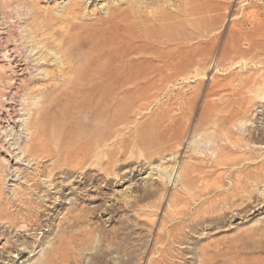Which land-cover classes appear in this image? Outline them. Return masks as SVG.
I'll list each match as a JSON object with an SVG mask.
<instances>
[{"label": "rangeland", "instance_id": "rangeland-1", "mask_svg": "<svg viewBox=\"0 0 264 264\" xmlns=\"http://www.w3.org/2000/svg\"><path fill=\"white\" fill-rule=\"evenodd\" d=\"M0 264H264V0H0Z\"/></svg>", "mask_w": 264, "mask_h": 264}, {"label": "bare ground", "instance_id": "bare-ground-1", "mask_svg": "<svg viewBox=\"0 0 264 264\" xmlns=\"http://www.w3.org/2000/svg\"><path fill=\"white\" fill-rule=\"evenodd\" d=\"M100 1L104 2L105 0H100ZM110 1H111V0H110ZM107 2H108V1H107ZM117 2H118V0H117ZM75 3H76V2H75ZM112 4H114V2H112L111 5H112ZM74 5H75V4H74ZM104 5H105V4H104ZM119 5H120V4H119ZM112 6H113V5H112ZM112 6H111V7H112ZM114 6H116V5H114ZM74 7H75V6H74ZM106 8H107V7H106ZM118 8H119V7H118ZM120 9H122V8L120 7ZM125 9H126V7L124 8V10H125ZM129 9H130V8H128V6H127V10H128L129 12L132 11V9H130V10H129ZM111 10H112V9H111ZM107 11H108V10H107ZM113 11H114V12H113V13L111 12V13H112V14L115 13L116 17H115L114 19H116V20L119 22V24H120V22L125 23V24H127V25L129 24L128 22H130V20H128V22L126 23V20H127L128 18L126 17L125 14L127 13V11H126L125 14H124V13H118V12H117L118 10H116L115 8L113 9ZM133 14H134V13H133ZM133 14H132V15H133ZM135 15H136V14H135ZM108 16H109V15H108ZM93 17H94V16H93ZM98 19H100V18H98ZM111 19H112V18H111ZM114 19H113L111 22H113ZM136 19H137V17H136ZM138 19H139V20H138ZM138 19H137L138 22L141 21L140 18H138ZM158 21H159V20H158ZM109 22H110V21H109ZM122 23H121V25H122ZM131 23L133 24V22H131ZM131 23H130V24H131ZM111 24H112V23H111ZM130 24H129V25H130ZM144 24H145V23H144ZM113 25H114V23H113ZM116 25H118V24H116ZM129 25L126 26V27L129 28ZM133 25H134V24H133ZM135 25H136V24H135ZM139 25H140V23H139ZM111 26H112V25H111ZM114 26H115V25H114ZM114 26H113V27H114ZM115 27H116V26H115ZM123 27H124V30L127 31V28L125 29V25H123ZM132 27H133V26H132ZM132 27H130V28H132ZM136 27H137V29H138V26H136ZM136 27H135V30H136ZM130 28H129V29H130ZM116 29H117V28H116ZM132 29H133V28H132ZM140 29H141V28H140ZM118 30H119V26H118ZM118 30H117V31H118ZM122 30H123V28H122ZM122 30H121V31H122ZM133 30H134V29H133ZM133 30L130 29L131 32H132ZM138 30H139V29H138ZM126 31H124V33H125ZM136 31H137V30H136ZM154 31H155V30H154ZM118 32H119V31H118ZM128 32H129V30H128ZM131 32H130V33H131ZM97 33H98V32H97ZM128 34H129V33H128ZM160 34H161V33H160ZM106 35H107V33H106ZM106 35H105V36H106ZM119 35H120V33H119ZM121 35H122V32H121ZM134 35L136 36V34H134ZM134 35H132L130 39H132V37L134 38ZM141 35H142V34H141ZM161 35H162V34H161ZM96 36H98V35L96 34ZM96 36H95V37H96ZM101 36H102V35H101ZM122 36H124V35H122ZM122 36H121V37H122ZM125 36H126V35H125ZM157 36H158V35H157ZM95 37H94V38H95ZM126 37H128V36H126ZM101 38H102V37H101ZM105 38H106V37H105ZM111 38H112V37H111ZM142 38H143V37H142ZM96 39H97V38H96ZM102 39H103V38H102ZM107 39H108V38H107ZM113 39H114V38H113ZM117 39H119V41H120V36H119V38H117ZM123 39H124V38L121 39V41H120V45H121V42H122ZM127 39H128V38H127ZM130 39H129V40H130ZM104 40H105V42L107 41L106 39H104ZM142 40H143V39H142ZM109 41H110V39H109ZM124 41H125V40H124ZM131 41H133V39H132ZM153 41H156V40H153ZM153 41H152V42H153ZM115 42H116V41H115ZM115 42L113 43L112 40H111V43H113V44L110 43V44H108V45H109V46H110V45H114ZM128 42H130V41H128ZM99 43L102 44L101 42H99ZM108 43H109V42H108ZM117 43H118V42H117ZM131 43H132V42H131ZM133 43H134V42H133ZM153 43H156V42H153ZM158 43H159V42H158ZM95 44H96V43H95ZM129 44H130V43H129ZM96 45H97V44H96ZM102 45H104V44H102ZM102 45H100V47H101ZM106 45H107V44H106ZM115 45H116V44H115ZM120 45H119V44L117 45V46H119V49H121V48H120V47H121ZM132 45H133V44H132ZM138 45H139V44H137V45L135 44L134 46H136V48H137ZM143 45H144V44H143ZM177 45H178V44H177ZM117 46H116V47L114 46V47L117 49ZM134 46H132V47H134ZM184 46H185V45H184ZM106 47H107V46H105V49L107 50V48H109V47H107V48H106ZM110 47H111V46H110ZM112 47H113V46H112ZM130 47H131V46H130ZM144 47H145V50H147V53H144L145 51L142 52V53H143L144 55L146 54L147 57H148L147 60L145 61L146 63H147V61H148V64L151 66L152 63H153V61H155V60H156V61H157V60H160V61L163 62V65H164V63H165V65H166V66L168 65L167 67H169L170 64H168V63L166 64V62L162 60V58H164L165 56H163V55H160V56H159V53H160V52H159V53H158V52L155 53V50H154L153 48L149 47V46H145V45H144ZM179 47H180V46H179ZM98 48H99V47H98ZM98 48H97V49H98ZM123 49H124V48H123ZM137 49H139V48H137ZM99 50H102V49H99ZM106 50H105V51H106ZM110 50H111V48H110ZM114 50H115V49H114ZM169 50H170V49H169ZM102 51H103V52H102ZM102 51H101V53H100V52H97V50H96V53L102 54V53H104V49H103ZM120 51H121V50H120ZM131 51H133L132 48L129 49V51H128L127 48H126V51H125V52L123 51V54H124V55H122V57L125 56L126 54H128V56L131 57L132 55H130V54L133 53V52H131ZM177 51L179 52V50H177ZM106 52H107V51H106ZM111 52H112V51H111ZM111 52H110L109 54H112V55H114V56H118V55H116V54H118L119 51H117L118 53L115 51V52H116V53L114 52L115 54H113V53H111ZM91 53H92V52H91ZM120 53H121V52H120ZM120 53H119V54H120ZM138 53H141V52H138ZM138 53H137V54H138ZM169 53H170V51L167 50V53H166L167 56H168ZM176 53H177V52H176ZM93 54H94V53H93ZM93 54H92V55H93ZM104 54H105V53H104ZM106 54H108V52H107ZM106 54H105V57H107ZM109 54H108V57L110 58V55H109ZM135 54H136V53H135ZM162 54H163V53H162ZM95 55H96V54H95ZM102 55H103V54H102ZM102 55H99V56H98V54H97L96 57H97V56L100 57V56H102ZM112 55H111V56H112ZM120 55H121V54H120ZM144 55H143V56H144ZM146 55H145V57H146ZM114 56H112V58H110V59L113 60V59H114V58H113ZM134 56H135V55H134ZM139 56H141V55H139ZM143 56H142V57H143ZM161 56H163V57L161 58ZM181 56H182V55H181ZM4 57H5V56H4ZM90 57H91V55H90ZM108 57H107L106 60H109L110 63H109L108 61H105V62H107V63L110 65L111 62H112V60L110 61V59H109ZM132 57H133V56H132ZM132 57H131V59H133ZM136 57H137V56H136ZM93 58H94V57H93ZM100 58H101V57H100ZM117 58H118V57H117ZM134 58H135V57H134ZM87 59H88V58H87ZM104 59H105V58H104ZM104 59H98V60H101V61H102V60H104ZM115 59H116V58H115ZM131 59H130V60H131ZM145 59H146V58H145ZM5 60H6V59H5ZM90 60H92V59L90 58ZM87 61H89V59H88ZM101 61H99V64H97V63H96V64H97L98 66L101 65ZM131 61H132V60H131ZM59 62H61V65H62V66H64V67L67 66V65H68V56H67V54H64V53H63V54L61 55V58H59ZM90 62H91V61H90ZM94 62H95V58H94ZM127 62H128V58H127ZM132 62H133V61H132ZM103 63H104V62H103ZM116 63H117V62H115V60H114V64L117 66ZM118 63H119V61H118ZM133 63H135V62H133ZM138 63H139V62H138ZM138 63H136V64H138ZM142 63H143V62H142ZM122 64H123V62H122ZM136 64H133V66L136 65ZM86 65H89V63L87 62ZM86 65H84V66H86ZM112 65H113V64H112ZM115 65H113V66H115ZM119 65H120V63L118 64V67H119ZM127 65H128V63H127ZM130 65H131V64H130ZM140 65H141V64H140ZM145 65H146V64H145ZM84 66H83V67H84ZM102 66H103V64L101 65V68H103ZM123 66H124V64H123ZM123 66H122V68H123ZM128 66H129V65H128ZM133 66H132V67H133ZM147 66H148V65H147ZM170 66H171V65H170ZM90 67H91V66H90ZM118 67H117V69H118ZM136 67H138V70L141 69V68H139V67H140L139 65H138V66L136 65ZM143 67H144V66H143ZM167 67H166V68H167ZM59 68H60V67H59ZM59 68H58V69H59ZM66 68H67V67H66ZM110 68H111V67H110ZM112 68H113V67H112ZM114 68H116V67H114ZM114 68H113V69H114ZM126 68H127V67H125V70H126ZM134 68H135V66H134ZM70 69H72V68H70ZM70 69H69V70H70ZM78 69H79V68H78ZM82 69H83V68H82ZM95 69H97V68H95ZM120 69H121V67H120ZM127 69H128V68H127ZM142 69H143V68H142ZM69 70H68V71H69ZM85 70H86V69H85ZM100 70H101V69H100ZM121 70H122V69H121ZM129 70H131V69H130V66H129ZM70 71H71V70H70ZM78 71H79V70H77V73H79ZM80 71H82V70H80ZM101 71H103V70H101ZM114 71H115V70H114ZM126 71H127V70H126ZM126 71H125V72H126ZM133 71H137V70H133ZM133 71H131L130 73H133ZM63 72H64V71H63ZM66 72H67V71L65 70V73H64V74H66ZM72 72L75 74V76L81 74V72H80L79 74H76L74 71H72ZM83 72H84V71H83ZM88 72H90V71L88 70ZM88 72L86 71V72H84V73H86L85 75H84V74L81 75V76H84V77H85V78H84V81H85V82L89 81V79L92 78V77H94V75L100 73V72H99V73H96V72L88 73ZM104 72H105V71H104ZM111 72H112V70H111ZM125 72H124V73H125ZM140 72H141V70L139 71V73H140ZM108 73H109V72H108ZM114 73H117V72H114ZM136 73H137V72H136ZM61 74H62V73H61ZM64 74H62V75L65 76ZM69 74H70V73H69ZM74 74H73V75H74ZM93 74H94V75H93ZM100 75L103 76L104 74H100ZM128 75H129V74H128ZM134 75H135V73H134ZM67 76H68V75H67ZM71 76H72V75H71ZM91 76H92V77H91ZM98 76H99V75H98ZM102 76H101V77H102ZM106 76H107V75H106ZM108 76H109V75H108ZM112 76H113V75H112ZM112 76H111V77H112ZM129 76H130V77H129L130 79H126V80H127V82L132 83V85H133V82H132V81H131V82L129 81V80H131L133 77L131 76V74H130ZM136 76H137V75H136ZM136 76H134V78H135ZM61 77H62V76H61ZM76 77H79V79H80V75H79V76H76ZM111 77H110V78H111ZM126 77H127V76H126ZM69 78H70V77H69ZM69 78H65V79L68 80ZM74 78H75V77H74ZM94 78H95V77H94ZM103 78H104V77H103ZM124 78H125V77H124ZM65 79H64V80H65ZM82 79H83V77H82ZM101 79H102V78H101ZM139 79H140V77H139ZM139 79L137 78V80H139ZM60 80H61V79H60ZM66 80H65V81H66ZM69 80H70V83L73 84V82L71 81V78H70ZM74 80L76 81L77 79L75 78V79H73V81H74ZM95 80H97V77H96ZM122 80H123V78H122ZM126 80H125V83H126ZM132 80H134V79H132ZM137 80H136V81H137ZM81 81H82V80H81ZM90 81H91V80H90ZM97 81L99 82V80H97ZM97 81H96V82H97ZM136 81L134 80V83H135ZM76 82H77V81H76ZM78 82H79V81H78ZM122 82H123V81H122ZM122 82H121V83H122ZM137 82H138V81H137ZM64 83H65V82H64ZM66 83L68 84L69 81H67ZM70 83H69V85H71ZM100 83H101V81H100ZM121 83H120V85H122ZM123 83H124V82H123ZM86 84H88V83H86ZM93 84H94V83H93ZM98 84H99V83H98ZM126 84L128 85V83H126ZM126 84H125V85H126ZM75 85H76V84H75ZM78 85H79V84H78ZM89 85H90V84H89ZM125 85H124V86H125ZM132 85L130 84V85H128V86H132ZM73 86H74V85H73ZM122 86H123V85H122ZM71 87H72V86H71ZM72 90H73V88H72ZM69 98H70V97H69ZM71 98H74V97H71ZM77 99H78V98H77ZM74 101H75V100H74ZM34 148H35V147H34ZM80 148H81V147H80ZM84 150H85V149H84ZM82 152H83V151H82ZM72 154H73V153H72ZM81 154H82V153H81ZM71 156H72V155H71ZM69 157H70V156H69ZM70 158H72V157H70ZM73 158H74V157H73ZM9 221H10V220H9ZM10 222H11V221H10ZM13 222H14V221H13ZM15 223L18 225L17 222H15ZM15 223H14V224H15ZM14 224L8 222V225H11L10 227H12ZM15 226H16V225H15Z\"/></svg>", "mask_w": 264, "mask_h": 264}]
</instances>
